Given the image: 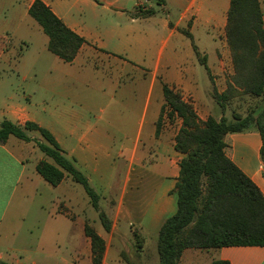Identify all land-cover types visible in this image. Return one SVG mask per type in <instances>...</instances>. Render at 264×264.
Listing matches in <instances>:
<instances>
[{"label": "crops", "instance_id": "crops-1", "mask_svg": "<svg viewBox=\"0 0 264 264\" xmlns=\"http://www.w3.org/2000/svg\"><path fill=\"white\" fill-rule=\"evenodd\" d=\"M34 1L0 0V122L49 130L99 195L98 209L71 176L55 186L45 181L36 166L52 160L33 140L10 135L0 142V264H93L86 224L105 241L101 264H129L122 254L157 264V233L176 210L172 191L184 156L175 149L181 118L161 115V83L179 90L199 120L227 117L213 93L224 90V65L231 74L230 0H41L85 40L72 62L48 50V36L28 12ZM225 142L226 155L264 195L259 132L229 133ZM134 234L143 244L139 256ZM219 259L264 264V245L189 247L178 264Z\"/></svg>", "mask_w": 264, "mask_h": 264}, {"label": "trees", "instance_id": "trees-1", "mask_svg": "<svg viewBox=\"0 0 264 264\" xmlns=\"http://www.w3.org/2000/svg\"><path fill=\"white\" fill-rule=\"evenodd\" d=\"M161 3L162 0H156ZM29 15L48 36V50L65 62H72L85 40L69 29L41 0L29 7ZM152 13L151 10L143 14ZM188 37L191 35L185 31ZM225 37L234 67L233 81L242 93L256 99L254 108L245 114L233 113L230 118L209 115L199 120L193 105L182 99L178 90L162 84L164 104L171 119L181 118L175 138V149L184 156L179 162V175L173 189L176 210L166 217L157 233V264H178L182 251L223 246L264 245V195L226 155L225 136L229 133L256 130L261 136L260 157L264 163V27L259 0H230L225 25ZM195 52L198 54L196 46ZM201 62L205 65L204 61ZM229 92H237L235 86ZM224 108L227 94L213 93ZM160 124V118L158 125ZM38 132L44 141L31 138L27 132ZM10 135L25 141L33 140L43 154L52 160H41L36 171L55 186L65 175L82 185L93 207L98 209L99 195L90 186L75 160L68 158L53 134L36 122H0V142ZM105 230L111 227L105 213H99ZM85 234L92 246L93 264H101L105 241L89 224ZM135 250L143 251L137 234ZM123 258L134 264L126 255ZM209 264H230L227 260H213Z\"/></svg>", "mask_w": 264, "mask_h": 264}, {"label": "rangeland", "instance_id": "rangeland-1", "mask_svg": "<svg viewBox=\"0 0 264 264\" xmlns=\"http://www.w3.org/2000/svg\"><path fill=\"white\" fill-rule=\"evenodd\" d=\"M158 9V8H157ZM178 10L176 7H171L170 9V14L171 16H175L177 14ZM160 14H162L161 10L159 11ZM186 28V27H185ZM185 30V29H184ZM183 29L180 30L183 32L184 34V31ZM186 35V34H184ZM224 35H225V31H224ZM187 36V35H186ZM188 37V36H187ZM187 37H184V40H186L188 42V38ZM215 40H218L219 39V35L215 34ZM160 39V37H159ZM226 39V37H225ZM174 39H170L169 41V45L172 43ZM198 41V40H197ZM198 44H202L203 42H197ZM211 42H208L206 44H209ZM213 43V42H212ZM19 47H20V42L18 41L13 49H12V57L16 55V53L19 51ZM229 48V47H228ZM168 49H165V53ZM230 52V51H229ZM16 57V56H15ZM230 58H231V54H230ZM231 64H232V59H231ZM229 65H224L223 67V74L225 75V80L222 81V86L224 88V90L221 92V94H227V100L223 101L222 103L224 104V108H223V112L227 115V117H231V115L233 113H238V114H245L247 113L251 108H254L255 106V103H256V99L253 98L252 96L248 95L247 93L244 94L240 91H242V89L240 87H238L236 85V83L233 81L232 77L234 75V67H233V64L231 65V74H226V71L228 70L229 71ZM203 72L205 74V78L207 79V73H205L204 69H203ZM163 83H161L162 85ZM210 84V83H209ZM229 86H235L237 90V92H229L228 91V87ZM160 88V83H159V87ZM179 91V90H178ZM180 92V91H179ZM181 93V92H180ZM15 94H20V90L17 89L15 90ZM182 95V94H181ZM167 111L168 110H165V114L167 116ZM37 134L41 137V135L37 132ZM42 138V137H41ZM42 140L44 141V139L42 138ZM79 186L81 187L82 185L79 184ZM131 256H133V252L130 253Z\"/></svg>", "mask_w": 264, "mask_h": 264}]
</instances>
